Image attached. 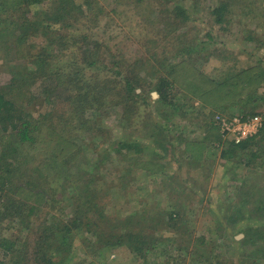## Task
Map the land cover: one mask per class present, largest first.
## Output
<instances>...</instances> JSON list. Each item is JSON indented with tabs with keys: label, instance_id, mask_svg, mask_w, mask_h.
<instances>
[{
	"label": "trees",
	"instance_id": "obj_1",
	"mask_svg": "<svg viewBox=\"0 0 264 264\" xmlns=\"http://www.w3.org/2000/svg\"><path fill=\"white\" fill-rule=\"evenodd\" d=\"M41 1L43 0H0V21L9 23L8 26H14L12 30L16 31L12 34L13 37L16 36V53L22 60L10 62L11 80L7 84H0V226L9 225L10 229L15 225H22L23 228L30 226L40 206L46 203L50 192L56 191L54 186L45 187L49 184L47 181L49 179L54 182L57 180L60 186L63 181L62 197L66 191L73 192H70L73 199L79 195L77 201L80 202L84 213L76 211L65 219L49 211L33 243L26 238L13 240L1 235L0 250L8 257L2 264H73L72 252L77 237H80L81 244L86 245L88 255L93 252L92 255L95 257L107 258L110 252L117 248L124 263L133 260L137 264L139 259H143L144 264H147L149 253L158 252L162 255L168 254L166 264H169L168 251L171 247L180 252L189 251L192 241L195 240L193 232H188L184 224L185 217L181 218L182 213L176 210H184L182 208L184 203L177 200L174 193L188 185V183L184 185L185 178L178 172H175L177 179L174 178V168L169 169L172 161L162 164L148 158L145 163H138L144 165L142 176L161 172L168 177L169 186L166 187L167 184L164 183L162 185L166 187H163L165 196L171 199L170 210L155 213L137 208L126 216L118 214L121 213L120 210L118 213L111 212L117 207V203L110 202L109 206L112 207L101 206L104 195L109 194L113 200L112 193L120 188L124 199L133 192L130 190L127 194L131 182L136 179L131 175L134 168L128 166L126 170L125 164L120 162L128 164L131 160L139 162L137 158H133V154L142 153L146 143L125 140L117 142L112 150L119 156L117 168L110 171L107 167L113 174H102L99 169L103 164H114V158L102 159L103 164L88 167L85 159L78 160L79 151L83 153V150L72 137L73 133L80 140L86 138L87 134L101 131L108 136L106 130L98 127L95 117L96 113L107 109H115L120 119L132 122L137 120L140 111L144 109L150 111L152 108V102L145 90L146 86L150 87L153 78L156 79L153 89L158 93V98L153 104L158 108L160 106L165 108L163 112L170 108L179 110L184 104L179 103L181 99L187 100V103L189 99H201L218 109H226L228 100L235 104L255 103V100L264 97L258 95L259 89L264 86L262 60L250 67L215 74L201 69L199 62L201 58L195 54L207 47L200 49L196 40H191L183 50L174 47L182 51L172 56L169 53L170 48L163 50L157 47L161 50L156 49L151 53L148 61L150 64H142L145 65L143 71H149L147 75L150 77L139 75L135 67L125 71L116 57L113 60V68H108L107 57L101 53L104 44L99 41L88 42L92 37L82 29V25L89 21V13L93 14L84 4L96 9L97 4L94 1L97 0H86V3H79L76 0H50V3L48 0L50 4L46 9L37 10L36 7ZM165 1L156 2L166 7ZM9 5H12L13 9L9 10ZM228 7V3L223 2L211 8L217 23L226 21L225 12ZM31 9H35V12ZM162 11L165 12L162 18H166L167 13H172L173 17L178 18L180 25L191 20L185 5L176 3L174 12L170 10L167 12L165 8ZM142 13L146 15L143 11ZM144 19L145 24L150 23L148 15L144 16ZM176 27L170 30L171 33ZM8 30L5 26L0 34L9 32ZM40 35L44 39L37 42L36 39ZM246 39L262 42V39L251 34ZM183 51H186L189 57L173 63L171 58ZM2 52L0 49V53ZM157 64L163 70L162 73L159 68L157 69ZM44 81H50L52 85L51 89H47L45 98L49 101V107L44 111L34 112L36 107L33 106L32 100L35 97L31 93V87ZM189 94L192 96L189 97ZM195 104L197 103L192 105ZM62 107L66 110L58 111ZM244 115L250 117L261 114L249 110ZM262 118L263 125L259 131L241 143L229 138L221 140L223 136L220 130H217L218 140L226 145L221 152L222 156L231 159L232 162L234 156L246 160L244 165L252 166L251 171H257L259 168L264 170V117ZM211 123L214 124L213 119ZM153 125L151 137L154 144L168 153L170 149L163 148L166 138L169 137L165 134L166 126ZM213 126L217 128L215 124ZM184 142L186 151L190 152L188 161L202 165L207 144L200 140L186 139ZM92 145L95 151L99 147V144ZM170 146L172 149L170 159L174 160L177 157L174 156L176 146L171 143ZM123 148L128 150L126 154H123ZM150 150L155 155L163 157V152H158L155 148ZM151 152L149 157L153 155ZM165 159L167 160V157ZM78 163L80 167L86 165L88 168H80L79 172L77 171V179H73L77 174H73L71 168ZM123 166L125 168H122ZM36 172L40 173V178L35 177ZM115 178L119 182L116 183ZM250 191L249 188L246 193ZM74 203L72 201L73 205ZM156 205L154 204L153 209ZM105 225L112 227L103 228ZM211 225L208 229L213 231ZM163 228L172 229L170 232L173 234L164 236L161 232ZM245 230L248 233V228ZM196 240L198 242L194 241L195 244L205 246L207 252H212V247L203 242L202 238ZM247 241L246 234L239 242ZM235 242L238 243L236 238ZM169 243L173 245H168ZM204 256L207 261L210 257L211 261V256ZM196 259L200 260L202 257L196 256ZM243 260L242 257L240 264H244ZM84 264L100 263L91 257Z\"/></svg>",
	"mask_w": 264,
	"mask_h": 264
},
{
	"label": "rangeland",
	"instance_id": "obj_2",
	"mask_svg": "<svg viewBox=\"0 0 264 264\" xmlns=\"http://www.w3.org/2000/svg\"><path fill=\"white\" fill-rule=\"evenodd\" d=\"M49 1H41L36 9H46L51 3ZM76 1L86 3V0ZM134 1L135 5H133ZM156 1L97 0V2L94 1L97 4L96 9H91L84 4L93 14L90 15L89 10L87 11L89 13V21L87 24L82 25L83 32L91 35L92 38L88 42L99 41L104 44L101 53H104V56L107 57L108 68H113V60L116 57V60H119L125 71L135 67L139 75H149V71H143V69L146 64H150L148 62L150 61L149 57L154 50L158 49L157 47L163 50L170 48L169 53L172 56L174 53L186 48L191 40H196V43L200 45V49L207 47V49L195 53L201 58L199 60L200 68L205 71L222 74L226 70L256 65L260 60H262L261 65L264 67V0H166L164 2L166 7L160 6L161 4ZM223 2L229 5L225 12L226 21L217 23L214 15H212L211 8L221 5ZM176 3L185 5L191 15V20L184 22L182 25L179 24L177 17L172 16V13H167L166 18H162L165 13L162 10L165 8L167 12L168 10L174 12ZM195 6L196 9H194ZM8 7L9 10L10 8L13 9L12 5ZM31 10L35 12V9ZM147 15L150 23L145 24L144 16ZM8 25L9 23L0 21V31L5 26L9 29V32L5 31L2 35L0 34V49L3 50L0 53V84H7L11 80L10 62L22 61L16 53V36L13 37L12 34L16 30H12L14 28L13 25ZM175 26H177L176 30L171 33L170 30ZM249 34L262 39V42L246 39ZM42 39L44 38L40 35L36 41L41 42ZM174 47L182 50H177ZM213 49L216 51L214 52ZM186 57H189V55L186 51H183L173 56L171 61L176 63L180 59H186ZM165 63L167 64V62ZM119 69L121 70L120 67ZM157 69L162 73L163 70H161L160 66ZM114 72L112 73L114 74ZM148 75L147 77H150ZM155 80L153 78L152 83L149 85L150 87L146 86L145 90L148 99L152 102V108L149 109L150 111L145 109L140 111L137 120H134V122L120 119L119 113L115 109H107L96 113L95 117L98 127L106 130L109 134L108 136L101 131L87 134L86 138L83 137L80 140L73 133L72 137L83 150V153L79 151L78 160L85 159L88 167L103 164L105 158H114V164L102 165V168L99 169L102 174H113L107 170V167L110 168V171L117 168L116 163L119 160V156L112 151L117 142L125 140L128 142L146 143L142 153L136 154L133 151V158H137L139 162H133V160L129 164L124 161L120 162L123 165L125 164L126 170L128 166L134 168L131 175L137 181L131 182V187L127 194L130 190L133 192H130V195L124 200L122 199L124 197L122 196L123 191L118 188L112 193L114 194L112 196L113 200H111L109 194L104 195L105 197L102 196L101 206L112 207V205L109 206V203L114 201V203H117V207L111 212L118 213L120 210L121 213L118 214L121 216H126L136 211L137 208L139 210L148 209L155 213L160 210L169 211L171 207H169V201L171 199L165 196L166 192H164L163 188L167 184L168 177L165 174H161V172L142 176V167L144 165H138V163H145L148 158L155 159V162L160 161L162 164L172 161L169 169L174 168V178L177 179L175 172L181 173L185 178L184 185L188 183L183 189L174 193L177 195L176 199L184 203V207L182 206L184 210H176L182 213L180 215L181 218L182 216L185 217L183 220L184 224L188 232H193L194 241L198 242L196 239L200 240L202 238V241L206 242L213 250L212 252H207L205 246L195 244L194 241H192L193 244L189 247V251L183 250L180 252L171 247L168 251L169 264H240L239 261L242 257L244 258V264H264V170L259 168L257 171H251L252 166L245 167L244 165L246 160H240L234 156L232 162L231 159L223 157L221 152L226 145L218 140V128H215L214 124L211 123L212 119L214 121L216 113L233 115L244 114L249 110H254L264 117V97L255 100V103L247 104H245L246 102L235 104V102L228 100L226 109H218L197 98L189 99L188 103L187 100L181 99L179 103L182 102L184 104L181 105L182 107L179 110L175 111L173 108H167L168 110L166 109L167 111L163 112L165 108L161 106L158 108L155 106L156 104H153L158 98V93L153 89ZM51 86L50 81H44V83H38L31 87V93L35 97L32 100L33 106L35 105L36 107L34 112L48 109L49 101L45 98L47 89H51ZM139 91H141V88H139ZM258 95L264 96V86L259 89ZM188 96L192 95L189 94ZM195 102L197 104L193 106L192 104ZM224 104L223 102L222 105ZM59 110L64 111L66 108L62 107ZM153 124L166 126L165 134L169 137L166 138L163 148H169L170 151L168 153L163 152L162 147L154 144L153 137H151ZM228 138L231 139L230 137ZM186 139L192 141L200 140L207 144L202 165L188 161L190 152L186 151L184 142ZM224 139L223 137L221 140ZM170 143L176 146V154L174 156L177 157L174 160L170 159V156H172L170 155L172 152ZM92 144H99L96 151ZM150 148L163 152V157L155 155ZM127 151L126 148L122 150L123 154H126ZM149 152L153 154L152 157H149ZM166 157L167 160L165 159ZM177 160L178 162H176ZM231 162L232 164H230ZM87 166L81 165L80 167L79 163L75 164L71 168V172L77 174L80 168L86 169L88 168ZM125 167L123 166L122 168ZM135 171L138 172L137 175ZM34 174L36 178H40L39 172ZM77 177L78 174L73 179H77ZM127 178L130 179L129 177ZM47 181L49 184L45 187L51 188L54 186L56 191L50 192L46 203L40 206L37 216H34L33 223H30V226H24V228L22 225H15L13 229H10L9 225H2L0 226L2 232L0 236L4 235L13 240H24L26 238L33 243L34 237L37 236L36 234L49 211L59 218L65 219L69 218V216L71 217L76 211L77 213H84L83 208L79 204L80 202L77 201L79 195L73 199V197H70V192L72 191H66L62 197L63 181L61 186L57 180L55 182L51 181V179ZM117 182H119L118 179ZM162 183L165 185H162ZM168 186L169 183L166 187ZM249 188L251 191L246 193ZM72 201L75 202L74 205ZM154 204H157L155 209H153ZM210 225L213 231L208 229ZM111 227L103 226V228ZM246 228H248V233L245 230ZM170 231L172 229L163 228L161 232L164 236H169L173 234ZM246 234L248 241L245 243L239 242ZM79 238L77 237L74 240L75 247H73L71 262L73 264H84L91 257L100 264H135L133 260H128L124 263L121 260V252L117 248L113 249L107 258L95 257L92 255L93 252L88 255L85 248L86 245L81 244ZM235 238L238 243L235 242ZM168 245L173 244L169 243ZM209 253H212V255ZM159 254L158 252L157 254L150 252L147 264H166L168 254ZM204 255L211 256V261L210 257L207 261ZM196 256L202 257V259L197 260ZM7 258L0 250V264L6 261ZM144 262L145 260L139 259L137 264H144Z\"/></svg>",
	"mask_w": 264,
	"mask_h": 264
},
{
	"label": "built area",
	"instance_id": "obj_3",
	"mask_svg": "<svg viewBox=\"0 0 264 264\" xmlns=\"http://www.w3.org/2000/svg\"><path fill=\"white\" fill-rule=\"evenodd\" d=\"M214 124L224 138L230 137L236 143H241L259 131L263 125V118L261 115L245 117L244 114L216 113Z\"/></svg>",
	"mask_w": 264,
	"mask_h": 264
}]
</instances>
